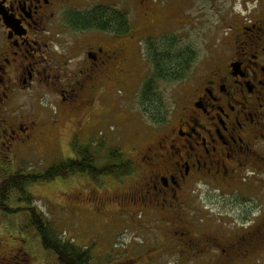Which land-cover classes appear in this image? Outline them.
<instances>
[{"label": "flooded vegetation", "instance_id": "1", "mask_svg": "<svg viewBox=\"0 0 264 264\" xmlns=\"http://www.w3.org/2000/svg\"><path fill=\"white\" fill-rule=\"evenodd\" d=\"M170 17L161 0H0V181L29 176L23 190L31 194L51 164L81 160L79 148H90L100 167L102 96L143 78L139 70L154 69L166 49L180 58V38L164 36ZM228 22L205 64L195 69L193 60L175 79L183 97L139 133L140 146L123 157L129 170L104 175L120 190L83 191L95 212L108 203L132 218L139 212L158 233L173 234L180 256H222L221 264L264 255V211L249 216L243 196H232L247 177L264 175V0ZM64 120L72 124L67 157L27 173L21 164L40 144L49 148ZM194 196L242 229L193 232L185 212ZM17 251L1 254L0 264H16Z\"/></svg>", "mask_w": 264, "mask_h": 264}, {"label": "rangeland", "instance_id": "2", "mask_svg": "<svg viewBox=\"0 0 264 264\" xmlns=\"http://www.w3.org/2000/svg\"><path fill=\"white\" fill-rule=\"evenodd\" d=\"M161 1L166 14L171 16L166 18L164 36H178L181 48L190 47L195 51L193 66L196 69L205 64V58H209L219 42L226 37L229 19L245 14L258 0ZM151 70L148 66L141 68L139 78L144 76V79L119 83L103 94V122L98 125L102 130L100 136L105 151L119 146L124 156L131 155L129 148L140 146L142 139L139 133L153 129L156 114L160 116L165 108L172 110L175 101L183 97L185 89L181 83L175 80L161 81L158 88L161 109L144 110L140 89ZM71 128L72 124L65 120L56 129L52 128L49 148L40 144L37 152L25 164H21L26 172L44 170L45 165L65 159L69 154L67 140ZM55 138H60L59 143H52ZM103 153L101 150L100 156ZM117 188L120 190L118 181L110 176L101 175L97 179L85 178L80 173L73 174L67 178L33 184L30 187V203L27 205L41 211L59 237L69 239L79 246H87L91 250L94 264H221L222 256H180L174 250L171 240L173 234L158 233L152 218L146 220L139 212L131 214L133 218L129 217L127 212L117 211L119 209L109 203L102 207L101 213L95 212V207L89 204L90 200L85 196L93 191L104 193ZM237 189L239 193L232 196L239 199L243 196L246 206L253 208L247 215L253 217L259 211H264L263 174L254 178L247 177L242 184L237 185ZM12 199L15 201H9L11 203L8 206L20 209L11 214H0V255L18 250L20 256L16 264H56L54 254L43 249L37 231L27 225V212L23 209L26 202L19 201L18 197ZM192 199L194 203L192 208L186 210L185 218L196 234L201 231L222 233L242 229V225L224 224L229 220L223 210L219 212L216 207H204L197 196ZM153 247H156L155 251L161 248L160 253L152 255ZM229 264H264V255L245 256Z\"/></svg>", "mask_w": 264, "mask_h": 264}, {"label": "trees", "instance_id": "3", "mask_svg": "<svg viewBox=\"0 0 264 264\" xmlns=\"http://www.w3.org/2000/svg\"><path fill=\"white\" fill-rule=\"evenodd\" d=\"M103 18L108 17L103 16ZM195 55V51L192 48L182 47L179 59H174V52L169 49H166L163 54L156 56V67L151 70L150 76L144 81L140 89V98L145 110L161 109V98L158 91L160 82L184 77L190 69ZM155 118L158 117L155 116ZM103 147L105 149V144L102 141L100 148L104 153L102 154L101 165L96 170L90 148H79L78 153L82 158L81 160L68 159L55 162L44 171L43 177L39 176L37 179L40 182L52 181L56 178H67L73 174L84 172H90L96 178L100 175L111 174L119 176L126 173L130 166L123 160L124 153L121 148L115 146L105 151ZM104 159L109 161L105 162L103 161ZM30 179L29 176L16 175L0 181V214H11L20 209L8 206L9 203L14 202L11 191L16 188L19 193V196H17L19 201L23 200L26 202L23 209L27 212V225L37 231L43 249L54 254L56 264H94L91 250L87 246H79L69 239H62L54 232L49 219L41 211L36 210L34 207H28L27 204L30 203L31 194H27L23 188L30 183Z\"/></svg>", "mask_w": 264, "mask_h": 264}]
</instances>
